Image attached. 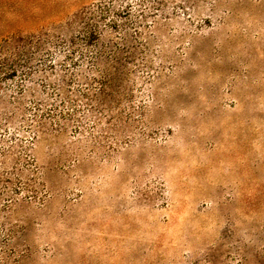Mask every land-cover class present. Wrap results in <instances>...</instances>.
Instances as JSON below:
<instances>
[{"label": "rangeland", "instance_id": "374dc122", "mask_svg": "<svg viewBox=\"0 0 264 264\" xmlns=\"http://www.w3.org/2000/svg\"><path fill=\"white\" fill-rule=\"evenodd\" d=\"M0 264H264V0H0Z\"/></svg>", "mask_w": 264, "mask_h": 264}]
</instances>
